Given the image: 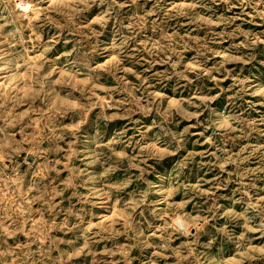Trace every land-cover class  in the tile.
<instances>
[{
	"label": "rangeland",
	"instance_id": "1",
	"mask_svg": "<svg viewBox=\"0 0 264 264\" xmlns=\"http://www.w3.org/2000/svg\"><path fill=\"white\" fill-rule=\"evenodd\" d=\"M0 264H264V0H0Z\"/></svg>",
	"mask_w": 264,
	"mask_h": 264
},
{
	"label": "bare ground",
	"instance_id": "2",
	"mask_svg": "<svg viewBox=\"0 0 264 264\" xmlns=\"http://www.w3.org/2000/svg\"><path fill=\"white\" fill-rule=\"evenodd\" d=\"M90 135L88 134L87 135V138H86V146H89V144H90ZM100 199V198H99ZM177 222V221H176ZM178 223V222H177Z\"/></svg>",
	"mask_w": 264,
	"mask_h": 264
}]
</instances>
